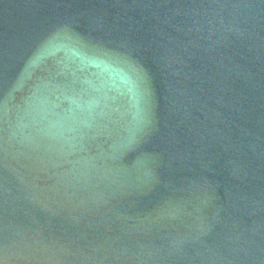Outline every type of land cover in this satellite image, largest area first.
Listing matches in <instances>:
<instances>
[{
    "label": "water",
    "instance_id": "1",
    "mask_svg": "<svg viewBox=\"0 0 264 264\" xmlns=\"http://www.w3.org/2000/svg\"><path fill=\"white\" fill-rule=\"evenodd\" d=\"M0 264H264V0H0Z\"/></svg>",
    "mask_w": 264,
    "mask_h": 264
}]
</instances>
